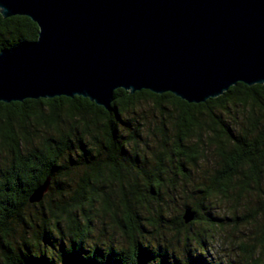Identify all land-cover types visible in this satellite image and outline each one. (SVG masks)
<instances>
[{"label": "trees", "instance_id": "1", "mask_svg": "<svg viewBox=\"0 0 264 264\" xmlns=\"http://www.w3.org/2000/svg\"><path fill=\"white\" fill-rule=\"evenodd\" d=\"M37 32L0 15V51ZM227 228L237 263L211 253ZM0 264H264V85L0 103Z\"/></svg>", "mask_w": 264, "mask_h": 264}, {"label": "water", "instance_id": "2", "mask_svg": "<svg viewBox=\"0 0 264 264\" xmlns=\"http://www.w3.org/2000/svg\"><path fill=\"white\" fill-rule=\"evenodd\" d=\"M0 15L38 29L0 51L3 104L80 97L107 111L118 89L200 104L237 83L264 85V0H0Z\"/></svg>", "mask_w": 264, "mask_h": 264}, {"label": "rangeland", "instance_id": "3", "mask_svg": "<svg viewBox=\"0 0 264 264\" xmlns=\"http://www.w3.org/2000/svg\"><path fill=\"white\" fill-rule=\"evenodd\" d=\"M219 208V207H216ZM217 212L219 214H221L220 209H217ZM242 233L244 234V236H247V232L243 229H241L240 231H233L231 228H227L224 232V237L221 238L219 240V242L217 243L218 246H215V248H213L212 250V255L219 260H224V261H229L230 259H232V261H234V263L239 260V258L235 257V251H233L232 247L230 246V240L231 237H237V238H241ZM233 235V236H231Z\"/></svg>", "mask_w": 264, "mask_h": 264}]
</instances>
